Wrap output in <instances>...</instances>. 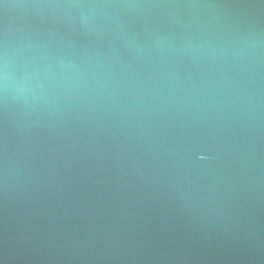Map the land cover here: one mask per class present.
Wrapping results in <instances>:
<instances>
[{"label": "water", "instance_id": "95a60500", "mask_svg": "<svg viewBox=\"0 0 264 264\" xmlns=\"http://www.w3.org/2000/svg\"><path fill=\"white\" fill-rule=\"evenodd\" d=\"M0 264H264V0H0Z\"/></svg>", "mask_w": 264, "mask_h": 264}]
</instances>
